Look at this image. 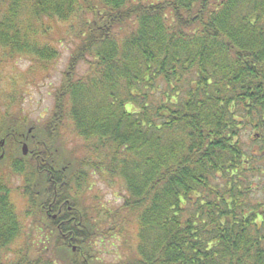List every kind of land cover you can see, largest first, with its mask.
Returning a JSON list of instances; mask_svg holds the SVG:
<instances>
[{"label":"trees","instance_id":"trees-1","mask_svg":"<svg viewBox=\"0 0 264 264\" xmlns=\"http://www.w3.org/2000/svg\"><path fill=\"white\" fill-rule=\"evenodd\" d=\"M21 58L0 87V264H264V0H0V67Z\"/></svg>","mask_w":264,"mask_h":264},{"label":"rangeland","instance_id":"rangeland-1","mask_svg":"<svg viewBox=\"0 0 264 264\" xmlns=\"http://www.w3.org/2000/svg\"><path fill=\"white\" fill-rule=\"evenodd\" d=\"M59 51L60 56L59 59L55 62L56 64H54L53 66H49L45 71L46 73H41V71L36 70L37 72L34 79L29 81L23 88L24 93L22 96L21 104L19 105V108H21L22 110L19 112L18 115L26 117V124L34 123L35 125H38L35 122H39L41 120V117L43 118L45 114H48L53 106L54 99L52 96V92L55 91L57 85L60 83L61 73H63V71L65 70L67 58V55L65 54L63 49H59ZM29 66L30 63L24 58H21L15 61L14 63L7 64L5 68L0 67V75L2 80L0 83V87L7 86L8 81L13 79V77H15L17 81L22 82L21 77L23 73L27 71L26 68H28ZM84 70L85 67H82L81 71ZM11 114L13 115V117H10L11 119L9 118L5 125H8L9 120V124H14L15 122L21 121V118L19 120L18 117L14 115L16 113ZM41 123L42 121L40 122V124ZM1 139L2 136L0 137V141ZM20 149L21 147H19V151ZM2 154L4 155V152L0 153L1 156ZM103 191V194L105 195V200H108L111 205L119 204V201L117 199L113 201V196H118L116 192L111 193L110 191ZM11 251H13V246L11 247ZM89 252L91 253L90 250ZM113 253L117 255L121 254L118 250L113 251ZM66 254L67 253L60 251L58 253V257L60 259H64L63 257ZM9 255L11 257L12 253H10ZM100 257L105 260L110 259V257L107 256V252H101Z\"/></svg>","mask_w":264,"mask_h":264},{"label":"water","instance_id":"water-1","mask_svg":"<svg viewBox=\"0 0 264 264\" xmlns=\"http://www.w3.org/2000/svg\"><path fill=\"white\" fill-rule=\"evenodd\" d=\"M0 144H2V141H0ZM26 153H27V148H26V145L23 144V146H22V154L25 155ZM0 157H2V156L0 155ZM73 250H74V248H73Z\"/></svg>","mask_w":264,"mask_h":264},{"label":"flooded vegetation","instance_id":"flooded-vegetation-1","mask_svg":"<svg viewBox=\"0 0 264 264\" xmlns=\"http://www.w3.org/2000/svg\"><path fill=\"white\" fill-rule=\"evenodd\" d=\"M13 130V129H12ZM27 131V134H30V133H32V131H34L35 129L32 127V126H29V127H27V129H26ZM25 143H27V141H25Z\"/></svg>","mask_w":264,"mask_h":264}]
</instances>
